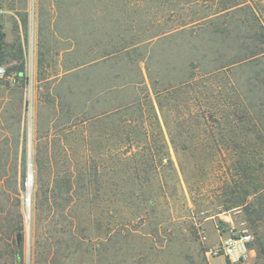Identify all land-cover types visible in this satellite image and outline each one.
I'll return each instance as SVG.
<instances>
[{
	"label": "rangeland",
	"instance_id": "1",
	"mask_svg": "<svg viewBox=\"0 0 264 264\" xmlns=\"http://www.w3.org/2000/svg\"><path fill=\"white\" fill-rule=\"evenodd\" d=\"M122 10L0 0V248L21 234L22 264H226L212 240L254 235L223 183L240 162L264 174V0ZM120 25L136 45L112 54ZM251 250L238 263L264 264Z\"/></svg>",
	"mask_w": 264,
	"mask_h": 264
},
{
	"label": "trees",
	"instance_id": "2",
	"mask_svg": "<svg viewBox=\"0 0 264 264\" xmlns=\"http://www.w3.org/2000/svg\"><path fill=\"white\" fill-rule=\"evenodd\" d=\"M114 3V18L115 23L119 21L122 22L124 19V12L122 10V6L127 5V0H111ZM166 3H172L173 0H165ZM126 16V15H125ZM26 23V22H25ZM125 27L120 25L118 28L116 26L115 33L118 34L119 41L112 42L111 44V53L118 54L124 50H129L135 46L136 44L128 43L126 44L124 40L120 37L121 34L125 33ZM8 48H13V46H7L2 42L0 38V64L4 65L6 58H10V53H12L13 49L9 52ZM17 52V51H15ZM13 59L22 60L23 52L19 51V54H14ZM5 66V65H4ZM19 68H17L18 70ZM19 75L22 70L20 69ZM192 80L194 77L191 78ZM127 110L125 107H121L116 111V114L119 112H125ZM123 114V113H122ZM121 114V115H122ZM129 114H124V119L127 120ZM163 152L158 151L154 156L149 154L152 159H156L160 157ZM254 153V152H253ZM242 155L247 156V153H243ZM256 157V153H254ZM256 159V158H255ZM262 168V166H261ZM259 167H250L249 163L240 162L239 167L235 171L234 174H229L223 183V195L227 197L224 200L225 211H231L236 208H243L246 212V222L251 226L253 230L254 239L252 242L248 243L247 246L249 249H255L257 252V258L264 263V186L262 185V179L264 178V174L260 170ZM252 194H255L257 197V201L248 203V197ZM10 239V235L8 236ZM5 258L7 261L11 260L13 264H22L23 259V235L19 234L12 244H5L4 248H0V259ZM228 264H231L228 261Z\"/></svg>",
	"mask_w": 264,
	"mask_h": 264
},
{
	"label": "built area",
	"instance_id": "3",
	"mask_svg": "<svg viewBox=\"0 0 264 264\" xmlns=\"http://www.w3.org/2000/svg\"><path fill=\"white\" fill-rule=\"evenodd\" d=\"M6 78H7V68L6 66L0 64V82ZM32 182H33V178L28 177L26 180V186L29 187ZM26 202L28 204L31 202L29 196L26 199ZM205 239L206 238L204 237V240ZM251 239H252V236L248 233L247 230H244L243 235H241L239 239L227 240L225 243H222L220 246L212 248L209 251V255H211L212 257H226L229 260H235V259L237 261H240L242 259L246 260L248 257L246 254L237 256V248L235 244L241 243L243 245H246L249 243Z\"/></svg>",
	"mask_w": 264,
	"mask_h": 264
},
{
	"label": "crops",
	"instance_id": "4",
	"mask_svg": "<svg viewBox=\"0 0 264 264\" xmlns=\"http://www.w3.org/2000/svg\"><path fill=\"white\" fill-rule=\"evenodd\" d=\"M219 233V231H217ZM227 239L226 236H221L213 239L212 240V247H218L221 243L225 242ZM236 248H237V256H241L242 254H246L248 257H251V253L253 252L251 249L248 248L247 244L243 245L241 243H236ZM225 259V262L227 264L228 258L223 257ZM236 260V259H235ZM229 260L231 261V264H239L238 261L236 260ZM211 264H214L213 262Z\"/></svg>",
	"mask_w": 264,
	"mask_h": 264
}]
</instances>
